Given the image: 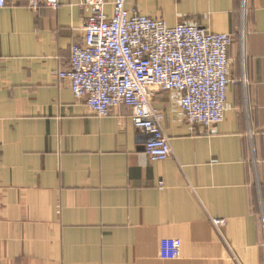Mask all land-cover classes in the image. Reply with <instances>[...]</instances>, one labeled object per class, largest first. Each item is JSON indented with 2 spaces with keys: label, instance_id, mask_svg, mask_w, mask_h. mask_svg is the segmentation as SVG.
Here are the masks:
<instances>
[{
  "label": "crops",
  "instance_id": "crops-1",
  "mask_svg": "<svg viewBox=\"0 0 264 264\" xmlns=\"http://www.w3.org/2000/svg\"><path fill=\"white\" fill-rule=\"evenodd\" d=\"M83 1L0 8V264H264V0H130L232 36L224 122L190 126L174 94L155 98L164 161L144 152L131 108L99 118L60 78L85 37ZM167 240L178 258H162Z\"/></svg>",
  "mask_w": 264,
  "mask_h": 264
},
{
  "label": "built area",
  "instance_id": "built-area-1",
  "mask_svg": "<svg viewBox=\"0 0 264 264\" xmlns=\"http://www.w3.org/2000/svg\"><path fill=\"white\" fill-rule=\"evenodd\" d=\"M26 2L33 10L57 9L60 0H0ZM130 0H115L113 15L105 0H84L89 10L85 37L71 48L69 67L59 73L68 80L76 100L99 118L111 116L114 108L127 106L132 122L145 138L144 152L153 161L172 154L164 129V112L154 106L160 93L176 96L188 125L214 127L225 120L230 77L229 48L232 36L214 34L204 27L178 24L146 16ZM220 228L224 220L215 219ZM180 255L176 241L165 242L162 258Z\"/></svg>",
  "mask_w": 264,
  "mask_h": 264
}]
</instances>
